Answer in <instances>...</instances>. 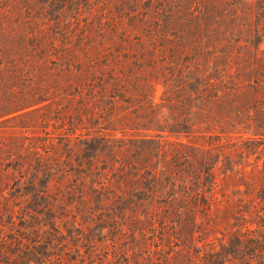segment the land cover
I'll return each instance as SVG.
<instances>
[{
  "label": "trees",
  "instance_id": "trees-1",
  "mask_svg": "<svg viewBox=\"0 0 264 264\" xmlns=\"http://www.w3.org/2000/svg\"><path fill=\"white\" fill-rule=\"evenodd\" d=\"M66 52L68 67L53 70L73 78L57 87L60 101H67L57 106L61 125L73 128L55 138L65 140L74 162L70 154L57 155L48 132L34 137L42 141L37 144L20 134L24 126L5 125L47 106L49 98L3 76L26 81L31 71L41 72L48 56L35 60L20 54L6 63L0 56V207L14 205L22 190L47 194L62 166V187L74 180L72 174L79 175L75 184L82 188L87 179L97 183L94 192L119 205L125 219L137 225L132 244L120 253L124 264H264L260 154L246 170L249 156L264 143V56H253L245 61L248 66L227 58L212 68L166 67L170 82L157 104L150 83H138L131 70L110 62L100 66L99 57H108L83 48ZM257 71L261 79L246 78ZM116 105L122 120L134 111L152 115L165 109L176 125L166 131L175 139L134 147L115 138L107 127L112 120L103 114ZM80 141L77 148L72 145Z\"/></svg>",
  "mask_w": 264,
  "mask_h": 264
},
{
  "label": "rangeland",
  "instance_id": "rangeland-1",
  "mask_svg": "<svg viewBox=\"0 0 264 264\" xmlns=\"http://www.w3.org/2000/svg\"><path fill=\"white\" fill-rule=\"evenodd\" d=\"M74 48L108 57V61L99 57L100 66L110 62L131 70L138 83H150L154 103L160 104L170 82L166 67L212 68L223 66L227 58L248 66L245 61L264 56V0H0L4 63L20 54H31L35 60L48 56L42 59L41 72L31 71L26 81L3 76L7 83L37 88L49 98L47 106L5 125L24 126L18 127L24 130L20 134L37 144L42 141L34 137L48 132L54 136L57 155L70 154L72 161L76 156L64 148V139L55 136L69 134L72 127L61 125L63 112L57 106L67 101H60L57 87L73 78H61L55 71L68 67L71 58L62 52ZM53 59L56 64L49 62ZM250 75L262 78L260 71L247 72L246 78ZM46 88H51L48 94ZM122 113L116 105L103 118H111L109 132L126 144L154 145L176 137L166 131L176 125L163 108L152 115L134 111L124 120ZM81 142L72 145L77 148ZM258 154L261 166L264 143L249 156L246 170ZM61 168L56 167L47 194L22 190L14 205L0 207V264H124L120 253L132 244L137 225L125 219L119 205L94 192L97 183L87 179L82 188L75 184L79 175L72 174L74 180L62 187L66 178Z\"/></svg>",
  "mask_w": 264,
  "mask_h": 264
}]
</instances>
